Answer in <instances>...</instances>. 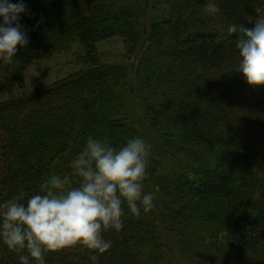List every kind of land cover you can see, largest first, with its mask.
I'll return each instance as SVG.
<instances>
[{
  "label": "trees",
  "instance_id": "obj_1",
  "mask_svg": "<svg viewBox=\"0 0 264 264\" xmlns=\"http://www.w3.org/2000/svg\"><path fill=\"white\" fill-rule=\"evenodd\" d=\"M216 2L208 15L207 0H24L29 43L0 62V85L20 89L33 62L81 53L50 85L0 101V203L71 176L89 136L113 146L142 136L155 207L139 218L125 209L98 264H264V85L234 69L239 33L227 32L254 27L264 0ZM116 37L123 59L102 60L97 44ZM92 254L76 245L46 260L92 264ZM0 264H20L2 242Z\"/></svg>",
  "mask_w": 264,
  "mask_h": 264
},
{
  "label": "clouds",
  "instance_id": "obj_2",
  "mask_svg": "<svg viewBox=\"0 0 264 264\" xmlns=\"http://www.w3.org/2000/svg\"><path fill=\"white\" fill-rule=\"evenodd\" d=\"M28 9L24 0H0V62L10 64L29 39L20 23ZM257 13L261 10L257 9ZM205 12H220L216 0H207ZM251 19V17H249ZM239 33L235 70L249 85H264V15L252 28L232 24ZM150 147L142 136L113 146L107 137L89 136L70 161L69 175H53L40 191L23 202L20 196L0 203V242L17 254L20 264H47L46 254L80 245L91 250L92 264L111 247L109 230L124 226L125 209L139 218L155 207V194L145 191ZM261 190L254 193L260 198Z\"/></svg>",
  "mask_w": 264,
  "mask_h": 264
},
{
  "label": "rangeland",
  "instance_id": "obj_3",
  "mask_svg": "<svg viewBox=\"0 0 264 264\" xmlns=\"http://www.w3.org/2000/svg\"><path fill=\"white\" fill-rule=\"evenodd\" d=\"M123 44L122 40L116 37L99 42L97 44V49L102 60L117 62L123 59ZM63 53L64 55H53L47 59L38 60L29 65L23 74L24 82L21 86L22 88H17L18 85L15 84V86H12V89H8L5 86L0 85V101H6L10 98V95H14L21 91H25L27 93L37 91L40 88L50 85L52 82L60 79L69 70L75 69L79 66L75 64L76 58L78 59L79 54L81 53V50L77 45L71 46L70 49L64 51ZM10 92L12 94H10ZM80 101L81 100H78V103ZM6 148H8L7 145ZM0 182L5 183V180L1 179ZM133 225L136 226L135 224H132V226Z\"/></svg>",
  "mask_w": 264,
  "mask_h": 264
}]
</instances>
